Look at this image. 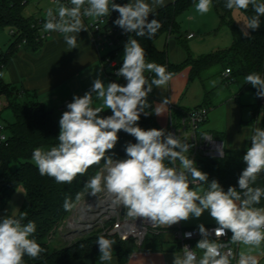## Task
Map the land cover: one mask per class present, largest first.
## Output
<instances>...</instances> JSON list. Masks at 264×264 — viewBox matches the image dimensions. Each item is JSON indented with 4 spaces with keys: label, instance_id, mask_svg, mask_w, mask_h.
Instances as JSON below:
<instances>
[{
    "label": "clouds",
    "instance_id": "clouds-1",
    "mask_svg": "<svg viewBox=\"0 0 264 264\" xmlns=\"http://www.w3.org/2000/svg\"><path fill=\"white\" fill-rule=\"evenodd\" d=\"M55 3L58 5L55 11L47 9L43 31L62 34L68 48L74 49L77 48L75 34L87 30L83 18L99 19L112 11L119 13L114 24L124 33L151 39L162 24L156 18L149 21V16L155 17L157 6H164L165 0H152L151 4L146 0H130L123 5L114 0H70V6L60 0ZM211 6L212 0H198L195 10L205 14ZM249 6L254 15L242 24L244 37H250L249 30L261 27L264 2L225 0L229 10L247 11ZM146 72L154 76L149 79ZM116 75L127 83L105 84L97 77L89 91L83 96H74L67 104L59 120L58 143L48 150L37 147L32 152L31 159L39 174L52 177L57 183L70 184L77 175H84L89 167L103 160V169L87 181L85 188L92 196L106 192L110 207L124 208L128 219L143 218L153 226L169 228L190 217L199 218L207 210L216 221L218 227L213 230L216 239H212V232L203 224L198 226L201 239L195 249L201 250L202 256L198 259L197 252L185 245L182 255L174 253L173 264H232L233 259L236 264H259L253 253L264 243V208L254 205L260 204L264 189L250 185L264 173V129L254 130L251 146L242 158L246 167L238 178L239 191L233 186L225 191L217 180L209 181L208 174L185 155L192 146L166 129L144 130L138 125L141 114H152L146 111L152 108L148 95L154 87L166 85L172 73L163 65L146 62L145 49L133 36H129L124 45L123 64ZM245 81L257 89L258 98H264V78L260 74H248ZM93 96L101 102L99 106H92ZM168 103L164 99L156 104L154 114L162 115L160 105ZM106 109H110L112 115L101 117L100 113ZM121 130L134 136L137 142L127 144L126 159H113L106 153L116 145L117 133ZM203 184L208 185L206 190L201 187ZM79 199L80 194H77L76 200ZM74 207L72 200L65 197L64 210L71 211ZM25 218L26 213L17 216L13 211L0 219V264H24L25 256L36 259L45 251L33 236L36 224L22 223ZM226 230L232 233V244L245 246L238 258L231 250L223 251L226 245L219 242ZM184 236L190 238L192 233L186 232ZM96 243L99 261H111L116 241L101 235Z\"/></svg>",
    "mask_w": 264,
    "mask_h": 264
},
{
    "label": "trees",
    "instance_id": "trees-1",
    "mask_svg": "<svg viewBox=\"0 0 264 264\" xmlns=\"http://www.w3.org/2000/svg\"><path fill=\"white\" fill-rule=\"evenodd\" d=\"M33 0H0V31L9 28L14 31L13 39L6 51L0 53L1 73L9 58L19 48L29 50L36 54L45 41L38 39V20L45 16L34 14L25 15L24 8ZM197 0H173L155 11V17L150 14L149 21L153 18L159 20L162 27L156 34L148 39L147 37H135L146 52V62H154L163 65L172 74L182 68L189 67V79L202 80L205 70L214 65H221L222 70L231 74V82H223L227 85L241 79L244 89H252L257 92L250 83H246L245 77L253 72L264 78V17H261V27L258 30H250V37H244L229 18L230 11L225 7V0H212L213 8L221 24H227L232 33V43L222 49H217L209 53L192 56L189 52L185 60L180 64H173L167 58L165 49L160 50L155 45V40L161 35H175L179 39V24L177 16L189 10ZM264 2V0H261ZM248 17L254 15L249 6ZM154 76V73H152ZM154 89V88H153ZM205 101L209 91L205 90ZM0 96L6 99V106L0 111V119L3 111L9 109L13 119L5 121L3 130L6 140L0 143V206L3 205L14 193L17 187L22 186L25 196L18 211L17 216L23 212L26 218L22 223L32 221L36 224V232L33 234L37 243L45 249L39 258L24 257V264H72L76 259L85 257L96 258L100 255L98 244L99 236L115 240L113 245V256L118 264H126L130 255L136 250H159L161 249V234L148 233L140 246H137L133 239L122 241L115 235L101 232L99 229L77 237L72 242L61 246H54L52 239L59 234L58 228L63 224L72 212L65 211L63 202L65 197H69L74 204L82 199L88 192L85 184L104 166L102 160L100 164L89 167L84 175H77L70 183H57L54 178L41 176L38 168L34 165L31 157L35 148L41 147L50 149L58 143L56 139L60 128L57 119H53L54 112L47 109L44 104L38 101L32 94L21 87L6 83L0 74ZM152 98L148 101L152 104ZM203 102L199 105H205ZM197 105V106H199ZM152 113L148 116L141 114L138 125L144 129H161L155 120L152 108L146 109ZM112 113L103 111L101 117H107ZM166 129L168 132V128ZM118 141L113 149L108 150L106 155H112L113 159H126V146L128 143H136L134 136L127 134L123 130L117 133ZM215 137H222L219 133H213ZM247 149L228 150L224 148L221 159H201L196 166L208 174L209 181L215 179L227 191L229 186L236 187L239 191L238 178L246 167L243 156ZM168 164L167 161H165ZM15 164V167L12 165ZM170 166V165H169ZM207 189L208 185H201ZM80 194V199L76 200V195ZM257 208H264V197ZM83 245V247H81Z\"/></svg>",
    "mask_w": 264,
    "mask_h": 264
},
{
    "label": "crops",
    "instance_id": "crops-1",
    "mask_svg": "<svg viewBox=\"0 0 264 264\" xmlns=\"http://www.w3.org/2000/svg\"><path fill=\"white\" fill-rule=\"evenodd\" d=\"M126 1L128 3L130 2V0ZM146 2L151 4L152 0H146ZM171 2L173 0H165L164 5ZM197 2L198 0L195 3ZM160 7L157 6L156 10ZM197 13L195 4L189 10L182 13L184 14V18H187L189 21V28H187L183 37L184 39L181 42L178 38H175L176 40L173 39L171 42L176 50H178L180 44L184 50L182 49L175 56L172 51L169 52L168 50L167 58L169 62L173 64L182 63L188 53L186 45H190L194 53H197L194 50L195 48H193V40L196 36L194 31L209 32L214 28V15L216 12L213 5L210 7L209 12L205 13L207 20L204 27L196 25L195 18L198 17V15L196 16ZM32 14L35 16L40 15L35 11ZM83 23L86 26L84 20ZM189 33H192L193 36L188 38L187 35ZM75 35H77V48L74 49H69L63 40L62 34L57 32L51 33L41 44L36 54L31 53L27 49L19 48L13 53L3 68L1 73L3 81L26 90L54 113L56 110L58 111L59 105L65 100L69 99L72 102L74 96H83L85 92L89 91L93 81L97 77L107 84L89 29L82 30L79 34ZM198 40H202V37ZM223 71H220L218 80L213 82L212 86L207 90L209 91V95L206 101L204 95L205 87L200 79L195 78L202 85L203 98L201 102L196 100L191 105H188V102L184 104L182 101V93L188 85V82L193 79H189V67L180 69L172 74V79L164 87L158 89L154 87L152 95L153 109L157 106L156 104L162 103L164 99L173 103L177 109H188L206 102L205 105L210 107V111L204 128L212 133L221 134L222 137L217 138L222 141L223 148L225 149H247L251 146V136L254 135V130L257 128L260 106L258 97L252 89H244L243 84L236 88L228 86L223 82L221 75ZM220 85H224V87L220 88ZM0 101H3V106L0 104L1 111L6 106V99L0 96ZM100 103L93 96L92 106H99ZM160 107L162 115H155V120L160 127L166 128L169 118L168 107L167 104L160 105ZM250 186L257 187L256 183ZM200 224L217 225L216 221L206 210L199 218L190 217L183 224L179 222L177 227L179 225L182 227L199 226ZM161 228L164 230L161 234V249L148 251L136 250L130 255L126 264H172L167 255L170 247L164 246L168 242L174 241L171 231L176 227L170 229L165 227ZM228 232L231 238L232 233L229 230ZM234 246L236 248V257L238 258L239 252L245 250V246L239 244H234ZM174 248L180 252L177 246ZM253 254L256 255L259 264H264V243ZM99 256L96 258L85 257L83 259H76L72 264H118L114 256L111 261L106 262H100Z\"/></svg>",
    "mask_w": 264,
    "mask_h": 264
},
{
    "label": "built area",
    "instance_id": "built-area-1",
    "mask_svg": "<svg viewBox=\"0 0 264 264\" xmlns=\"http://www.w3.org/2000/svg\"><path fill=\"white\" fill-rule=\"evenodd\" d=\"M49 1L55 3V0ZM60 2L70 6V0H60ZM114 2L121 5L128 3L126 0H114ZM118 17L119 13L112 11L108 16L99 19L83 18V20L91 33L107 83L117 82L121 85H125L127 81L123 77H118L116 72L123 64L124 45L128 41L129 36L134 37V34L124 33L122 29L114 24V21ZM45 20L46 16L44 19L38 20V39L46 40L52 33L43 31ZM10 33L13 34L14 31L10 30ZM192 36V33L187 35L188 38ZM145 75L149 79L153 77L152 73L146 72ZM221 75L224 81L231 82V74L228 71H223ZM152 95L153 90L148 97H152ZM70 102L69 99L65 100L59 105L58 111L62 113L65 112L67 110L66 106ZM258 103L264 108V98H258ZM167 107L169 112L167 128L169 132L178 136L182 142L188 143L192 146L190 151L185 153V155L194 159L196 164H198L201 159H217L218 157H223L224 148L222 141L215 137L212 132L204 128L208 119L210 107L207 105H199L188 109H177L171 102L167 104ZM2 130L3 126L0 125V137H6V134ZM5 140L6 139H0V143ZM178 166L179 161H177V167ZM189 179H191V177H189ZM125 212L126 210L124 208L113 209L110 207V204L102 205L99 214L101 213L104 215L106 219L103 233L115 235L122 241L133 239L134 242L136 241L135 244L140 246L148 233L162 234L164 232L161 227L153 226L147 221H144L143 218H137L136 221L128 219L125 216ZM69 220L73 221L72 218H69ZM78 225L79 228L85 226V228L88 227V225ZM204 226L212 232V239H216L213 230L218 227V225L209 224ZM71 229L73 230V228ZM171 232L181 254L182 248L187 245L190 249L197 252L198 259L202 256V251L195 249L197 242L201 239L198 226L182 227L179 225ZM186 232H191L192 236L186 238L184 236V233ZM230 239L229 232L226 230V234L219 238V242L226 245L223 251L227 252L231 250L233 256L236 257V248L234 244L231 243ZM232 264H236L235 259L232 260Z\"/></svg>",
    "mask_w": 264,
    "mask_h": 264
},
{
    "label": "rangeland",
    "instance_id": "rangeland-1",
    "mask_svg": "<svg viewBox=\"0 0 264 264\" xmlns=\"http://www.w3.org/2000/svg\"><path fill=\"white\" fill-rule=\"evenodd\" d=\"M57 7L58 5L56 3L50 2L49 0H33L24 8L23 13L25 15H31L32 12L35 11L37 14L46 16V12L48 8H53V10L55 11ZM197 15L198 17L195 18L196 25L199 27H204L207 20L206 15L200 13H197L196 16ZM229 18L235 24L237 29L241 31V27L244 20L248 18V13L247 11L244 10H231L229 14ZM214 20H215L214 28L211 29V31L209 32L194 31L196 33V36L194 37L193 40L194 41L193 48H195L194 50H196L195 52L197 53H194L190 45H186L189 53H191L192 55L196 54L197 56H199L209 53L216 49L226 48L232 43V33L230 27L227 24H221L216 13L214 15ZM177 22L179 24L178 40L181 42V40L184 39L183 37L185 32L187 31V28H189L188 27L189 21L187 20V18H184V14H180L177 17ZM200 37H202V40H198ZM175 38L177 39V37H175L174 35H170L169 37L167 35H161L155 40L154 45L160 50L165 49L166 52L168 50L169 52L172 51L175 56L179 54L180 51H182V49L184 50L181 44L178 47L179 51L176 50V48L172 45L171 41ZM12 39L13 37L12 35H10L9 28H4L3 30L0 31V53L6 51ZM222 69L223 67L217 64L203 72L202 83L205 87V90H208L212 86L213 82L218 80V75ZM242 84L243 81L241 79H238L236 80V82H233L228 86H230L231 88L232 87L236 88ZM219 87L223 88L224 85L222 86L220 85ZM182 94H183L182 101L184 102V104L185 102H188V105H191L192 102H195L196 100H199L198 102H201L203 98V90L199 80L197 79L190 80ZM0 104H2L3 106V101L2 102L0 101ZM104 111L112 113L110 109H106ZM55 114L58 115L57 123L59 126V120L63 113L56 110ZM2 117L3 118L0 119V125L2 126H4L5 121H11L13 119L9 109L7 110L5 109L3 111ZM257 128L264 129V108H262L261 105L259 106V111H258ZM2 131L5 133L4 130ZM217 159L219 160L221 159V157H218ZM12 166L15 167V164H13ZM255 183L257 187L264 189V173H262L257 177V180L253 184ZM24 196H25L24 188L22 186L17 187L14 193L12 194V196L3 205L0 206V219H2L4 216L11 215L13 211L16 214H18V211L22 206ZM104 204L106 205L110 204V198L108 197L106 192L98 193L97 196H92L87 193L82 199H80L75 204V207L73 208L70 216L66 218L63 224L58 228L59 234L58 235L55 234L56 237L52 239L51 241L52 244L54 246H61L64 244H68L77 237H80L82 235L89 233L90 231L97 229L103 232V230L105 229L104 223L106 222L105 221L106 219L104 215H102L101 213L99 214V212L101 206ZM69 218H72L75 224L88 225V227L87 228L81 227L78 230H72L68 224ZM181 222L182 224L184 223V221ZM174 227H177V224L169 227V229ZM176 246L177 244L175 241L168 242L164 246V247H170V249H168L169 251H167L168 252L167 255L169 256V259L172 262V264L174 259V253L181 255V253L178 250H176V248H174Z\"/></svg>",
    "mask_w": 264,
    "mask_h": 264
},
{
    "label": "bare ground",
    "instance_id": "bare-ground-1",
    "mask_svg": "<svg viewBox=\"0 0 264 264\" xmlns=\"http://www.w3.org/2000/svg\"><path fill=\"white\" fill-rule=\"evenodd\" d=\"M69 227L73 228V230H78L80 229L79 228V225L78 224H75L72 220H69ZM86 227V226H85Z\"/></svg>",
    "mask_w": 264,
    "mask_h": 264
},
{
    "label": "water",
    "instance_id": "water-1",
    "mask_svg": "<svg viewBox=\"0 0 264 264\" xmlns=\"http://www.w3.org/2000/svg\"><path fill=\"white\" fill-rule=\"evenodd\" d=\"M52 118L56 120V119L58 118V115L54 113V114L52 115ZM135 243H136V241H135Z\"/></svg>",
    "mask_w": 264,
    "mask_h": 264
}]
</instances>
